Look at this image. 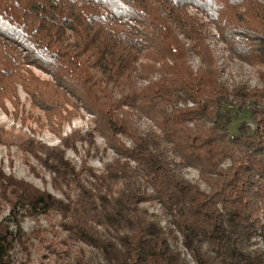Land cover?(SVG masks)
<instances>
[{
	"label": "trees",
	"instance_id": "16d2710c",
	"mask_svg": "<svg viewBox=\"0 0 264 264\" xmlns=\"http://www.w3.org/2000/svg\"><path fill=\"white\" fill-rule=\"evenodd\" d=\"M212 35L256 68V85L225 79ZM8 103L22 124L0 123V145L41 177L36 159L61 195L0 165V264L26 248L22 219L42 217L54 264H95L85 247L105 264H189L173 240L193 264H264V0H0ZM87 113L92 127L64 134ZM97 134L114 153L101 171ZM78 143L79 166L67 156Z\"/></svg>",
	"mask_w": 264,
	"mask_h": 264
},
{
	"label": "rangeland",
	"instance_id": "374dc122",
	"mask_svg": "<svg viewBox=\"0 0 264 264\" xmlns=\"http://www.w3.org/2000/svg\"><path fill=\"white\" fill-rule=\"evenodd\" d=\"M211 33H215L214 26L210 28ZM210 41L212 42V47L216 51L220 66L225 70L224 77L228 81H235V82H242V83H249L250 85H256L258 83L257 72L256 68L252 65L241 61L238 58L232 57L228 50L225 48V44L223 42H218L215 37L212 35L210 36ZM192 63L197 65V60L193 59ZM35 72L40 74L44 78H49L50 75L44 73L43 71L34 68ZM20 96L21 99L25 102L26 106L30 108V100L27 97V94L20 89ZM8 107L11 113H6L0 107V123H4L7 127H11L13 125L16 126L17 129L21 126V121L14 119L12 114L13 108L10 103H8ZM232 114L237 119L247 118L244 112H240L237 114V111H232ZM86 118L77 117L74 118L72 122L65 123L64 125V134L70 133L74 128H82V131H86L89 127H92V122L89 121L91 117L88 113L85 114ZM234 117V118H235ZM143 126L147 125L148 122L143 120ZM29 126L25 127V131H29ZM232 131H234V126L232 125ZM39 139L44 141L46 144L51 146L58 145L60 143L59 137L51 132L50 130H45L37 135ZM97 144L100 147V151H92V156L89 158V163L93 167H95L98 171L103 170L104 162L110 160L114 153L111 150H108L107 153H104L102 150L106 147L104 139L101 135L97 134L96 136ZM79 152H75L72 149L67 150V156L79 166L81 157L86 155L85 149L86 145L78 143ZM12 157V159H11ZM11 157L8 153V148L4 145H0V165L5 169L6 172L14 173L19 178H24L35 185L41 188H47L50 191L54 192L55 194L61 195L58 191H56L52 184L50 173L47 172L45 169L41 168L36 159H32L33 163L38 166L40 169L41 177L36 176L32 173L23 160L21 159V155L19 150L16 147H12L11 150ZM187 177H189L193 181L200 182L198 172L194 169H187L186 171ZM203 185V184H202ZM151 211L156 213H160V207L157 204H145ZM9 214V209L6 207L0 210V220ZM161 216V215H160ZM161 223L163 226L167 225V219L164 216H161ZM22 225L25 234L26 240V248L22 247L19 244H16L15 249L13 250V262L12 264H54L53 258L46 257L48 255L47 249L45 247V241L49 242L53 239L52 228L53 225L50 224V221L46 218H41L39 221L30 219V218H23ZM14 228V226H12ZM44 239V240H43ZM46 242V243H47ZM172 246L174 249H178L183 252L184 260L189 263L193 264L191 261L190 256L184 251V248L180 241L173 240ZM88 251V255L91 260L95 264H105V260L103 259L102 255L95 251L92 248L85 247Z\"/></svg>",
	"mask_w": 264,
	"mask_h": 264
}]
</instances>
